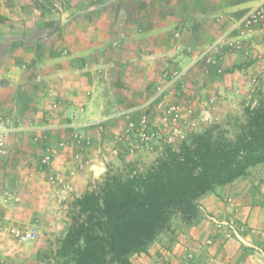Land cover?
<instances>
[{"label": "crops", "instance_id": "crops-1", "mask_svg": "<svg viewBox=\"0 0 264 264\" xmlns=\"http://www.w3.org/2000/svg\"><path fill=\"white\" fill-rule=\"evenodd\" d=\"M262 1L69 0L63 5L55 2L45 11L30 2L12 7L0 4V9L7 7L0 13V114L9 122L23 118L18 107L25 84L40 83L34 84L36 92L29 100L35 109L24 118L38 122L40 116V129H29L32 135H40V149L69 141L70 123L89 137L83 148L72 142L57 148L56 164L66 173L76 166L77 153L89 158L68 185L72 195L80 196L89 178L100 176L107 163L117 160L108 134L120 127L126 106L137 104L131 100L140 91L168 87L166 80L162 83L164 72L196 65L214 42L247 36L235 22ZM245 72L236 68L224 74V81L218 76L215 84L238 87L245 82ZM48 110L51 126L42 124L49 118L44 116ZM65 112L67 117L62 118ZM101 122L103 132L96 127ZM199 203L198 220L183 231L174 226L160 232L146 257L139 260L146 264H264V162L204 193ZM213 216L243 222L241 239L217 229Z\"/></svg>", "mask_w": 264, "mask_h": 264}, {"label": "rangeland", "instance_id": "rangeland-1", "mask_svg": "<svg viewBox=\"0 0 264 264\" xmlns=\"http://www.w3.org/2000/svg\"><path fill=\"white\" fill-rule=\"evenodd\" d=\"M22 2H30L33 6L37 2L49 7L55 2L67 4L69 0H0V4L7 7ZM7 7H2L0 13L3 8L6 11ZM245 31L247 36L240 34L237 40L214 42L196 65L187 66L186 69L176 66L168 69L167 73L162 74V83L166 80L168 87L163 85L155 90L140 91L139 97L131 100L137 104L126 106L123 119L118 123L120 127L113 134H108L118 158L107 163L100 176L89 178L87 190L107 174L145 172L170 147H179L192 134L212 125H220L228 136L234 138L237 125L245 121V106L251 100L253 91H264V30L245 28ZM237 54L236 60L225 58L226 55ZM231 59L233 62H228ZM236 68L246 69L243 74L246 76L245 82L238 87H230L222 82L215 84L218 76L224 81V74ZM239 79L242 77L239 76ZM35 83L40 84L35 80L26 83L20 95L18 112L24 115L23 118L9 122L4 114H0L5 143L4 151L0 154V179L5 177L0 180V264H66L68 258L62 256V240L72 221L74 202L82 195H72L68 185L72 176L89 162L86 155L77 153L76 166L69 172H64L56 164L58 147L69 142L82 148L89 144L88 136L82 135L83 138L79 139L75 136L76 125L73 123L67 124L71 128L69 141L59 140L55 145L40 149V135H32L29 130L30 127L40 129V116L38 122L24 120L26 114L35 109L29 102L36 92ZM38 108L36 110L40 112ZM51 113V110L46 111L44 116L49 118L42 124L53 125ZM144 116L145 122L142 121ZM66 117L67 113H62V118ZM96 127L99 132L105 130L102 122L97 123ZM196 219L197 216L187 220L180 213L176 214L164 230L178 226L183 231V227L192 225ZM227 219L236 218L211 217L215 227L225 234L226 230L218 227L216 221ZM12 225L33 227L35 239L27 243L18 241L8 232ZM147 252L146 249L131 254V263L137 264L134 261L138 260L140 264H146L139 258L146 257L144 254Z\"/></svg>", "mask_w": 264, "mask_h": 264}, {"label": "trees", "instance_id": "trees-1", "mask_svg": "<svg viewBox=\"0 0 264 264\" xmlns=\"http://www.w3.org/2000/svg\"><path fill=\"white\" fill-rule=\"evenodd\" d=\"M245 116L234 138L212 125L145 172L107 174L78 197L62 240L66 264H132L130 255L145 251L174 215L197 216L201 195L264 162V91H253Z\"/></svg>", "mask_w": 264, "mask_h": 264}, {"label": "built area", "instance_id": "built-area-1", "mask_svg": "<svg viewBox=\"0 0 264 264\" xmlns=\"http://www.w3.org/2000/svg\"><path fill=\"white\" fill-rule=\"evenodd\" d=\"M235 25L244 28H259L264 30V0L250 7L247 12L235 22ZM142 121H147L146 116L143 117ZM2 122L3 120L0 117V124ZM2 136L0 126V154L3 153L5 147ZM75 136H77L78 139L83 138L78 132L75 133ZM216 222L218 227L226 230L227 235L241 239L242 232L245 229L244 223H241L237 219L217 220ZM8 232L22 243L30 242L36 237L35 229L30 226L24 228L18 225H12L8 228Z\"/></svg>", "mask_w": 264, "mask_h": 264}]
</instances>
